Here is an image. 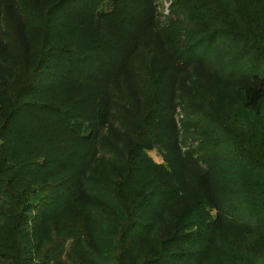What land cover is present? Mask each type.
<instances>
[{
  "label": "trees",
  "instance_id": "16d2710c",
  "mask_svg": "<svg viewBox=\"0 0 264 264\" xmlns=\"http://www.w3.org/2000/svg\"><path fill=\"white\" fill-rule=\"evenodd\" d=\"M155 1L59 0L44 16H33L21 1L25 23L42 21L43 34L27 82L18 87L15 74L0 85V264H82L81 255L94 258L91 264H264V76L257 70L264 67V18H254L239 0H172L180 25L170 28L159 23ZM188 2L197 5L194 12ZM6 19L0 11L4 38L13 26ZM190 25L202 37L188 52L180 46L192 37ZM235 42L256 46L251 53H261V66L252 63L240 76L243 123L232 132L209 130L215 137L198 148L207 151L199 196L181 203L178 189L167 186L175 175L163 181V170L152 184L132 187L140 160L166 137L153 132L171 95L161 93L165 67L182 73L188 61L207 65L211 51L224 43L221 53L233 54ZM160 55L165 61L153 78L157 95L149 113L155 117L149 106L135 109L132 102L139 125L133 144L123 149L110 142L111 158L127 173L122 181L104 178L96 171L106 156L101 122L109 124L111 112L132 101ZM70 142L75 150L68 151ZM55 146L60 153L53 166L48 148ZM87 193L108 197L106 210ZM161 218L171 219L162 227ZM146 239L152 242L147 250Z\"/></svg>",
  "mask_w": 264,
  "mask_h": 264
},
{
  "label": "rangeland",
  "instance_id": "374dc122",
  "mask_svg": "<svg viewBox=\"0 0 264 264\" xmlns=\"http://www.w3.org/2000/svg\"><path fill=\"white\" fill-rule=\"evenodd\" d=\"M11 1L17 5L12 2L5 4L3 0H0V11L6 14V20L13 25L10 30H3V34L7 37H0V85L6 79L10 83L13 78L12 75L16 74V85L19 87V85L27 82V79L30 78L33 69L37 65L39 56L38 47L42 42L41 34H43V25L40 20H37V22L34 21V25H27L21 13L23 9L21 5L22 0ZM26 1L27 9L30 7L31 12L34 13L33 16L37 15V13L44 16L49 7L55 1L59 0ZM155 3L158 12V21L161 26L176 28L174 26L180 25V22L176 21L172 14L173 10H175L172 0H156ZM238 3H242V6L246 8L248 7L254 18L259 20L264 18V0H239ZM196 6V4L188 2L186 9L194 12ZM224 8L225 11L230 12V15L239 21L237 15L234 13V5L226 3L224 4ZM188 28L192 30V37L188 41L183 40L180 47L182 48L185 45L184 47L189 52L190 46L194 44L192 41L196 43V40L198 41L202 37V32L196 31L195 27L191 25ZM63 34L64 31H62V36H64ZM239 39L244 40L242 36ZM236 43H234L236 46L233 54L223 55L221 52L224 51V43H222L219 49H216L214 52L211 51L209 54V62H206L207 65L194 67V64L188 61L185 63L186 66L182 65L180 67L181 70H186L182 73L178 71L171 72L169 71V67H165V70L162 72L165 55H160L156 64L151 65L152 68L149 70L144 84L141 85L139 91L132 94V101L120 105L121 108L118 111L115 108L110 114L111 120L109 124L101 122V131L103 132L101 135L105 142L106 156L96 169L100 176L104 178L112 176L122 181V177L126 175L127 169L124 164H121V161L117 162L111 158L112 155L110 154L115 152L116 149L110 142H121L123 149H129L131 147L134 142L133 136L139 127L138 119L135 117L137 115L135 109L147 105L149 106L147 113L152 112V109H154L152 103L154 102L155 95H157L153 88V78L157 72H162L161 86L167 85V87L165 89L163 88L161 93L167 92V94L171 95L169 97L170 99H167L164 103L167 105L164 110L166 113L163 112L164 114L160 116L161 119L158 122V126L153 132L157 136L162 134L166 137L160 146H156L145 153L137 168H135L130 183L132 187L138 186L143 181H148V184H152L155 182V179L152 180L151 178L159 170H163V181L168 180L171 175H175L176 183H173V185L169 183L167 186L178 189V199L181 203L188 201L193 203L199 196L201 178L205 172L204 161L207 158V151L200 152L198 148H200L199 146L202 140L215 137V134L210 133L209 130L214 129L217 131L223 127L227 131L232 132L231 129H233L232 127L235 124L243 123L244 119L238 104L239 86L242 83L240 76L242 75L243 77L250 72L248 66L252 63L261 66L258 63V58L261 53L256 57L251 53L252 50L256 49V46L247 48L240 45L239 47V43ZM192 50L194 49L192 48ZM205 50L202 53L200 50L201 54L197 52L196 55H204ZM257 70L264 76V67L258 68ZM160 89L162 88L160 87ZM0 92L2 93V91ZM132 102L135 103V109ZM199 111L201 114L197 113ZM155 114L151 113L149 116L155 117ZM4 118L5 114L3 113L0 115V127L4 122ZM195 120L199 121L198 124L201 128H197L198 126L193 124ZM261 122L264 124V110ZM245 125L247 124L243 126L245 127ZM233 134L235 133L233 132ZM58 140L53 139V143H57ZM41 141H44V139H41ZM73 146L74 143L72 144L70 142L68 151L71 149L75 150L76 147L72 148ZM150 146L152 145L149 144ZM81 147H83L82 143ZM59 150V146L48 148V151L54 156L52 160L53 166L57 162L56 155L60 153ZM228 152L226 150V152L220 154L222 159L227 156ZM99 156L101 155L99 154ZM190 156H194V159L189 158ZM167 157L171 160L170 163L167 162ZM83 169L86 170V167ZM180 186H182V191L178 188ZM97 189L105 190L104 186L100 183L97 185ZM164 189L165 187L161 190ZM147 190L148 192L153 191L152 189ZM84 195L85 198L93 200V202L97 201L98 205H100L101 199L102 205L104 206L101 212L106 210L107 202L109 201L108 197L104 194L101 195L99 193L96 196L92 193H87ZM159 203L162 204L161 201ZM170 219L161 218L160 226L164 227L166 221L168 222ZM146 240L148 241L142 245V248L147 250L152 248V242L149 239ZM93 261L94 258L92 257H85L82 260L81 255L82 264H91Z\"/></svg>",
  "mask_w": 264,
  "mask_h": 264
}]
</instances>
